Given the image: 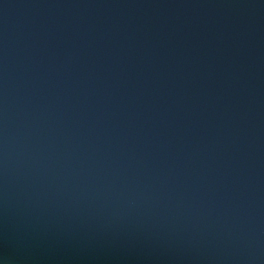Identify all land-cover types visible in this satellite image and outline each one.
Wrapping results in <instances>:
<instances>
[{"label":"water","instance_id":"obj_1","mask_svg":"<svg viewBox=\"0 0 264 264\" xmlns=\"http://www.w3.org/2000/svg\"><path fill=\"white\" fill-rule=\"evenodd\" d=\"M0 264H264V0H0Z\"/></svg>","mask_w":264,"mask_h":264}]
</instances>
